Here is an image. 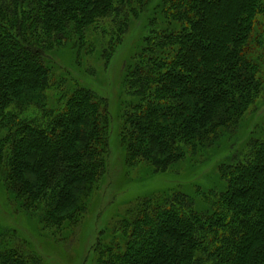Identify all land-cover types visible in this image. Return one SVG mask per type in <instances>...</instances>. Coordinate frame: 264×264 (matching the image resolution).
Returning <instances> with one entry per match:
<instances>
[{
	"label": "trees",
	"instance_id": "trees-1",
	"mask_svg": "<svg viewBox=\"0 0 264 264\" xmlns=\"http://www.w3.org/2000/svg\"><path fill=\"white\" fill-rule=\"evenodd\" d=\"M140 15L142 48L125 73L136 99L124 119L127 160L163 174L212 148L264 91V0H0V180L22 209L43 212V226L81 218L82 195L105 171L96 130L106 121L84 87H67L39 119L24 106L57 89L53 50L95 47L104 57ZM217 168L206 191L167 187L124 206L116 239L100 232L92 263L264 264V132ZM0 258L41 264L7 234Z\"/></svg>",
	"mask_w": 264,
	"mask_h": 264
},
{
	"label": "rangeland",
	"instance_id": "rangeland-1",
	"mask_svg": "<svg viewBox=\"0 0 264 264\" xmlns=\"http://www.w3.org/2000/svg\"><path fill=\"white\" fill-rule=\"evenodd\" d=\"M146 21V15L131 19L127 30L122 31L104 57L95 47H89L92 52L86 47L78 49L69 45L53 50L49 60L54 66L52 70L58 73L52 77V83L59 78L57 89L47 88L42 103L35 99L24 106L29 117L39 119L46 102L50 105L58 95L71 94L66 91L67 87H73V91L84 87L97 96L98 107L94 110L100 111L106 121L105 128L96 130V134H100L101 147L105 149V153L101 154L106 163L105 171L93 192L82 195V203H79L84 204L85 210L77 223L43 226L46 223L43 212L30 207L22 209L20 202L6 192L0 180V235L7 234L21 241L24 249L41 259V264H94L92 249L97 237L102 232V236L107 233L108 240L116 239L118 232L114 230V219L123 214L124 206L128 207V203L167 187L184 186L192 193L197 189L206 191L214 184L217 186V167L223 159L233 154L239 156L257 132H264L263 91L232 124L234 127L226 130L229 132L224 130L225 126L220 128L212 148L185 157L163 174L154 173L143 162H136L137 157L127 160L126 147L133 137L126 133L124 119L130 112L129 105L136 99L129 94L125 73L138 60ZM106 25L105 31L109 30L108 33L112 34L115 25L109 22ZM93 34L100 38L97 33ZM95 45L100 47L98 43ZM262 72L264 77V66ZM63 106L60 105L61 108ZM111 221L112 226H109Z\"/></svg>",
	"mask_w": 264,
	"mask_h": 264
}]
</instances>
